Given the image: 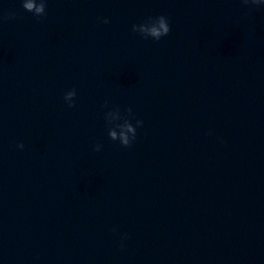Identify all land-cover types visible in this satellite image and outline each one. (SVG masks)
<instances>
[{
    "label": "water",
    "instance_id": "obj_1",
    "mask_svg": "<svg viewBox=\"0 0 264 264\" xmlns=\"http://www.w3.org/2000/svg\"><path fill=\"white\" fill-rule=\"evenodd\" d=\"M0 264H264V0H0Z\"/></svg>",
    "mask_w": 264,
    "mask_h": 264
}]
</instances>
